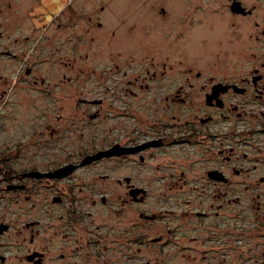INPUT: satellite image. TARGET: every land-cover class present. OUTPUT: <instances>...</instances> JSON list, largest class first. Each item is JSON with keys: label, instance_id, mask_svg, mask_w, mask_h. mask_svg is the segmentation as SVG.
<instances>
[{"label": "flooded vegetation", "instance_id": "flooded-vegetation-1", "mask_svg": "<svg viewBox=\"0 0 264 264\" xmlns=\"http://www.w3.org/2000/svg\"><path fill=\"white\" fill-rule=\"evenodd\" d=\"M40 4L0 0L8 27L26 31L1 46L17 70L0 81L40 89L39 121L49 115L53 124L37 133L58 152L75 150L29 166L17 161L25 136L0 155L5 191L20 194L29 179L51 190L40 218L19 230L25 263L92 264V248L106 261L113 244L134 264L141 246L183 243L200 245L201 255L181 253L182 260L236 264L226 243L247 235L264 244V0H65L47 23L33 12ZM101 111L118 123L99 149L87 150ZM99 152L106 154L95 158ZM102 160L127 163V171L85 170ZM98 180L109 182L97 191ZM93 206H111L118 217L95 239L87 227ZM1 224L0 236L10 229ZM50 235L62 245L53 254L45 251Z\"/></svg>", "mask_w": 264, "mask_h": 264}, {"label": "rangeland", "instance_id": "rangeland-1", "mask_svg": "<svg viewBox=\"0 0 264 264\" xmlns=\"http://www.w3.org/2000/svg\"><path fill=\"white\" fill-rule=\"evenodd\" d=\"M16 1V0H15ZM23 1V0H22ZM65 0H41L40 6L36 7L34 13H42L44 16V22H49L50 15L49 12H54L57 8L63 4ZM38 25V22H36ZM0 48L2 45L8 43V39L13 37L16 34L26 33L23 28H13L12 30L7 25V20L5 15L0 16ZM52 32H49L51 34ZM48 34V35H49ZM37 36L32 34V43L35 42ZM31 46V42L25 43L24 46ZM48 66V64H45ZM43 67H40L41 72L45 76H48L46 69L42 71ZM39 69V67H37ZM15 70H17V65H11L6 61L5 57L0 56V74L3 76H14ZM0 81V92L5 90L4 98L0 100V155L3 156L5 149H11L13 144L24 139L25 136H29L28 146L24 148V157L17 160H25V162L30 166L32 164L44 162L45 160H55L57 155H71L67 153L70 150H75L73 148H65L63 152L56 151V148L53 147L49 138L41 136L37 133L38 130L47 131L45 128L47 123L53 124L47 116L39 121V115L37 109L40 107V101L38 97L39 93L42 92L40 89L31 88V85L18 82L14 84L11 89L9 84H4ZM16 85V86H15ZM7 99L3 101L4 99ZM121 107V105H119ZM103 114V111H101ZM100 115L98 120L92 122V126L89 128V132L93 137V142L91 147L87 150L92 149L96 150L100 148V144L97 141L102 138L104 135H107V129L113 124H117V118H113L108 122L107 117L113 116V114L108 115L106 118L103 115ZM131 121L132 118H127L126 121ZM33 140V141H32ZM51 140V139H50ZM98 142V144H97ZM11 144V145H10ZM84 149V148H83ZM19 148H13L12 155H21L18 153ZM17 151V152H16ZM3 152V153H2ZM16 152V153H14ZM26 156V157H25ZM42 160V161H39ZM127 164V163H126ZM126 164L120 161L118 162H108V161H98L85 170L90 172H119L127 171ZM2 166V164H0ZM20 164H18L19 166ZM1 178V177H0ZM109 182L108 180H104ZM103 180H98V189H103L102 183ZM28 187L27 190L22 191L20 194L16 192H7L3 189L0 184V222L7 223L10 227L7 233H4L0 236V264H26L24 261V254L26 252V244L23 243L21 234L19 230L24 221L28 220H37L40 218L42 212L39 211V205L44 202L50 201L51 190L43 188L41 186V181L37 179H29L27 181ZM107 189L104 191L106 193L112 194L114 189L111 185H107ZM238 188L243 189V186L240 185ZM95 191V192H97ZM252 193V192H249ZM116 194V193H115ZM240 195V194H239ZM247 198L246 194L242 192L241 196ZM114 196V195H113ZM112 196V197H113ZM48 197V200H46ZM250 197V196H249ZM248 197V198H249ZM251 198V197H250ZM249 198V199H250ZM223 197H221V215H222V228H225L223 223H225V218L223 215L228 211V205L224 204ZM240 201L236 208L240 209L246 201ZM251 202V201H250ZM234 206L232 205V209ZM90 220L87 223V227L91 230L90 237L93 239L96 238L97 233L104 232V229L101 228V225L104 224L115 226L117 223V215L113 211L111 206H93L89 208ZM52 214V210H50ZM229 212H227L228 214ZM54 214V213H53ZM50 222L53 221L52 217L49 218ZM224 220V221H223ZM173 222H175L173 220ZM243 222V221H242ZM98 226V228H96ZM48 236L45 241V251L47 254H53L58 246L61 244H54V238ZM222 241L226 238L222 237ZM232 239L230 242L232 244L226 243L225 246H231L232 250L235 252L234 255H237L236 264H253L255 258L264 257L260 255L261 251H264V244L259 243L256 238H252L247 235H242L237 237V241L234 242ZM43 241H35L33 245H29L30 249H37L40 247ZM62 246V245H61ZM73 247V243H71ZM108 251L103 255L107 260H103L102 257H98L97 260L96 253L97 249H90L93 253L92 264H127L123 262L121 258L118 257L119 252L117 251V245L108 244ZM115 248V249H114ZM136 245L130 244L125 245V250L132 251L135 249ZM79 251V250H78ZM201 246L196 244H169V245H150L149 247L141 246V251L138 256V260L135 259L134 264H199V260H182L180 259L181 253L184 255H201ZM136 253V252H135ZM53 255H49L52 257ZM179 261V262H178Z\"/></svg>", "mask_w": 264, "mask_h": 264}, {"label": "water", "instance_id": "water-1", "mask_svg": "<svg viewBox=\"0 0 264 264\" xmlns=\"http://www.w3.org/2000/svg\"><path fill=\"white\" fill-rule=\"evenodd\" d=\"M106 153L105 152H99V153H97V154H95V158H100V157H102L103 155H105ZM6 228V225H4V224H1L0 225V233L4 230Z\"/></svg>", "mask_w": 264, "mask_h": 264}]
</instances>
